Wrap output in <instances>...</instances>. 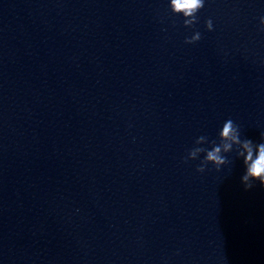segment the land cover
I'll list each match as a JSON object with an SVG mask.
<instances>
[{"label": "clouds", "instance_id": "obj_1", "mask_svg": "<svg viewBox=\"0 0 264 264\" xmlns=\"http://www.w3.org/2000/svg\"><path fill=\"white\" fill-rule=\"evenodd\" d=\"M172 5L174 7L175 11H182L185 16H192L193 13L199 9L204 7V3H202V0H172ZM185 23H189L188 21H185ZM207 28L209 30H212V21H207ZM193 40H199L200 34L197 33L195 37L192 38ZM186 43H192V40H186ZM232 131L231 128V121L227 123L223 130V136L228 137L230 132ZM245 148H248V143H245ZM219 152V148H217L214 152H211L208 154V158L210 160L217 161L218 163H222L223 161L220 160V158L216 155V153ZM252 160V153L249 149L248 156L246 158V163L248 161ZM258 180L261 187H264V145L260 146L259 149V155L256 158L255 161H253L250 165L247 167V173L243 177V183H244V190H250L253 188V184L250 181Z\"/></svg>", "mask_w": 264, "mask_h": 264}]
</instances>
